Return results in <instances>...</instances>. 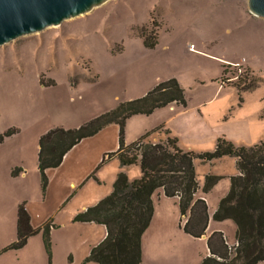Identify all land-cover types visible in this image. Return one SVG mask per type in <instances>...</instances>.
Here are the masks:
<instances>
[{"label":"rangeland","instance_id":"374dc122","mask_svg":"<svg viewBox=\"0 0 264 264\" xmlns=\"http://www.w3.org/2000/svg\"><path fill=\"white\" fill-rule=\"evenodd\" d=\"M152 32L158 42L146 46L143 34ZM160 74L178 79L191 110L215 95L204 108L206 121L195 117L185 133L173 136L183 148L211 150L219 138L247 146L264 141V18L252 14L246 0H105L59 25L1 44L0 132L16 128L21 137L12 143L19 144L30 142V132L78 128L111 109L115 93L123 99ZM161 128L148 131V139L165 140ZM206 161L196 169L204 183L206 172L218 169ZM218 176L220 190L226 177ZM4 208L0 264H97L85 262L87 246L79 245L84 231L66 214L58 224L53 218L43 223L56 225L50 255L43 229L23 247L8 248L17 239L18 219Z\"/></svg>","mask_w":264,"mask_h":264},{"label":"trees","instance_id":"16d2710c","mask_svg":"<svg viewBox=\"0 0 264 264\" xmlns=\"http://www.w3.org/2000/svg\"><path fill=\"white\" fill-rule=\"evenodd\" d=\"M146 32V31H145ZM146 46H155L157 36L143 34ZM225 71V69H224ZM225 83L223 77L220 80ZM187 106L185 89L178 79L172 77L158 82L151 90L137 98L120 102L114 108L99 114L78 128L55 127L39 139V168L42 190L48 186V168L58 167L66 153L80 140L93 136L105 126L117 123L119 126V148L103 156L102 163L114 155L125 165L139 164L142 174L131 180L125 172L118 174L114 189L95 205L79 211L75 221L97 222L107 228V236L95 245L85 262L98 264H143L141 239L151 223L154 210L152 195L158 188H164L166 196H178L180 213L187 220L184 231L196 237L205 234L209 223L208 203L197 198L200 185L197 179L195 160L218 159L226 155L236 157L238 173L230 177V189L221 198L213 218L231 219L236 223L237 242L229 246L222 231L210 234L207 245L210 254L199 264H259L264 262V141L252 146L235 145L231 140L219 138L211 150L198 152L182 149L178 138L164 129L165 140H149L152 132H146L138 140L125 143V124L132 115L151 114L157 108L171 103ZM16 128L0 132V143L13 134ZM21 168H14L13 175ZM219 179L218 175L205 176L204 191H209ZM26 202L18 206L17 239L8 247L19 249L28 238L41 229L44 241L51 253V227L49 221L34 228Z\"/></svg>","mask_w":264,"mask_h":264},{"label":"crops","instance_id":"0c3cea01","mask_svg":"<svg viewBox=\"0 0 264 264\" xmlns=\"http://www.w3.org/2000/svg\"><path fill=\"white\" fill-rule=\"evenodd\" d=\"M248 68L251 69L249 64ZM172 77L174 76L160 74L155 77L153 83L143 85L140 89H133L123 99L118 93H115L113 96L114 104L112 103L109 108L115 106L118 101L140 97L151 90L159 81ZM151 79L149 77V81ZM214 98L215 95L209 99L206 97L202 102L194 105L192 110L189 104L187 107H183V105L174 102L168 106L155 109L151 114L130 116L125 124V143L136 141L146 132L155 130L160 126L169 129L171 136H181L180 130L185 133L184 127L192 124L195 117L205 121L209 118L204 108L206 105L214 103L216 100ZM196 108L200 113L189 114ZM223 108L220 107L218 113H221ZM45 131L46 129L40 133L30 132V142L24 140L19 144H13L12 140L21 137V134L17 132L0 143V217L6 212L4 207L7 206L13 209L10 211L16 217L19 204L26 202L25 205L31 214V223L34 228L41 227L50 218H53L58 224L59 215L66 214L67 219L70 215L71 220L79 211L95 205L107 196L114 189V183L119 173L125 172L131 180L139 178L142 174L139 164L125 165L117 155L102 163L103 156L117 151L119 148V126L117 123H112L93 136L80 140L65 154L58 167L48 168L46 171L48 186L43 191L41 189L43 188L41 177L38 173L40 169L38 155L40 151L39 139ZM219 135L217 134L215 138ZM153 139L158 141L156 138ZM180 142L182 141H179L178 145L183 148ZM183 149L192 148L186 146ZM236 160V157L230 155L204 160L211 165L218 164V169L212 168L206 173L225 176L226 180L220 190H217L218 186H214L209 191H204V182L197 176L200 188L196 192V197L205 199L209 206V223L205 234L201 237L186 233L182 228L187 217L180 213L178 196H166L163 187L154 191L152 195L154 202L153 217L141 239L143 264H199L204 257L210 254L207 241L214 231H222L229 246L236 244V225L234 226L228 219L213 221L214 212L218 208L221 198L230 189V177L238 173ZM199 161L195 160L196 169ZM228 161L231 165L230 169L226 165ZM16 167L21 168L22 171L13 175L12 171ZM28 189L36 193V196L22 195L24 190ZM76 199L77 201H75ZM69 205L71 206L70 210ZM75 224H78L84 231L85 235L80 240L79 245L87 246L86 255L90 254L92 248L107 236V228L103 224L82 221H76ZM234 235L235 239H233ZM259 264H264V262Z\"/></svg>","mask_w":264,"mask_h":264},{"label":"water","instance_id":"95a60500","mask_svg":"<svg viewBox=\"0 0 264 264\" xmlns=\"http://www.w3.org/2000/svg\"><path fill=\"white\" fill-rule=\"evenodd\" d=\"M105 0H0V45L18 36L59 25ZM252 14L264 18V0H246Z\"/></svg>","mask_w":264,"mask_h":264},{"label":"built area","instance_id":"2783aa9c","mask_svg":"<svg viewBox=\"0 0 264 264\" xmlns=\"http://www.w3.org/2000/svg\"><path fill=\"white\" fill-rule=\"evenodd\" d=\"M239 71L241 72V67H239ZM243 72V71H242Z\"/></svg>","mask_w":264,"mask_h":264}]
</instances>
